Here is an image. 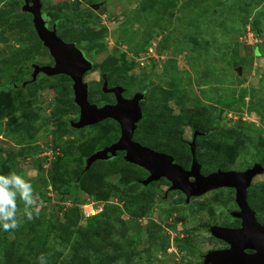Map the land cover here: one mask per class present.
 Wrapping results in <instances>:
<instances>
[{"label": "rangeland", "instance_id": "obj_1", "mask_svg": "<svg viewBox=\"0 0 264 264\" xmlns=\"http://www.w3.org/2000/svg\"><path fill=\"white\" fill-rule=\"evenodd\" d=\"M41 1L48 28L54 23L91 61L82 79L90 103L115 102L104 80L125 98L143 92L146 119L134 141L187 170L196 130L204 133L195 138L201 174L261 166L247 195L264 226V0ZM22 5L0 0V87H7L0 89V175L29 183L33 203L7 185L15 208L7 220L0 214V264H202L223 247L210 228L239 226L234 189L186 200L165 178L144 185L147 171L123 152L85 169L88 157L118 139L119 125L106 118L75 128L71 79L30 81L32 65L50 57ZM96 215L103 219L97 235L71 251Z\"/></svg>", "mask_w": 264, "mask_h": 264}, {"label": "water", "instance_id": "obj_2", "mask_svg": "<svg viewBox=\"0 0 264 264\" xmlns=\"http://www.w3.org/2000/svg\"><path fill=\"white\" fill-rule=\"evenodd\" d=\"M21 8L31 15L34 30L53 61L52 65L33 64L30 81L32 82L38 74L46 76L62 74L71 79L74 102L80 110L78 120L72 123L75 128L91 125L106 118L114 119L119 125L118 139L88 157L85 169L96 160L111 159L117 155V152H123V159L126 162L147 171L148 175L142 182L144 185L165 178L170 184L169 189L181 191L186 200L190 196L200 195L212 189L233 188L235 203L238 206L234 216L240 220L239 226L210 228L214 238L223 241L227 247L208 251L204 255L202 264H264V226L257 221L246 199L251 179L262 171L261 166L254 163L243 171L217 170L208 175L201 174V165L197 162L195 138L204 133L196 130L193 132V139L188 142L191 164L187 170L177 164L173 156L134 141V131L142 117L140 106L143 92L125 98L122 96L121 87H107L104 80L101 88L103 92L112 93L115 102L101 106L90 103L87 99V84L82 79L91 69V61L74 42H66L57 35L55 24L48 28V17L42 10L41 0H23ZM204 179L209 180L207 185L201 184V180Z\"/></svg>", "mask_w": 264, "mask_h": 264}, {"label": "clouds", "instance_id": "obj_3", "mask_svg": "<svg viewBox=\"0 0 264 264\" xmlns=\"http://www.w3.org/2000/svg\"><path fill=\"white\" fill-rule=\"evenodd\" d=\"M10 183H14L21 189H23L22 196L26 200L28 204L33 203L32 198L29 196L31 192V185L19 175L12 174L11 179L7 176L0 175V214H3V218L7 220L13 215V210L15 208L14 201L12 200V193L8 189L7 185ZM29 218H31L29 216ZM17 226L16 222L3 224L4 230H8L9 228H15Z\"/></svg>", "mask_w": 264, "mask_h": 264}, {"label": "trees", "instance_id": "obj_4", "mask_svg": "<svg viewBox=\"0 0 264 264\" xmlns=\"http://www.w3.org/2000/svg\"><path fill=\"white\" fill-rule=\"evenodd\" d=\"M46 12V11H45ZM29 14V13H28ZM30 15V14H29ZM30 17H31V15H30ZM54 24V23H53ZM76 44V43H75ZM77 45V44H76ZM77 47H79L78 45H77ZM50 57V56H49ZM50 61H49V63L52 65V63H53V61H52V58L50 57V59H49ZM49 64V65H50ZM4 88H7L6 86H4L3 88L2 87H0V89H4ZM144 119H146V114L143 112L142 113V117H141V121H138L137 122V127L140 125V123L144 120ZM136 127V128H137ZM138 142H140V143H142V144H144V142L142 141V140H137ZM122 154V152H118V154H117V156L118 155H121ZM224 166V165H223ZM222 166V167H223ZM221 167V168H222ZM76 179H78V177L76 178ZM76 183L78 184L79 183V179L76 181ZM169 183V182H168ZM70 189V191L71 192H74L75 191V189H74V187H70L69 188ZM250 191V190H249ZM247 203H248V205H249V207L254 211V210H256V206L254 205V203L252 202V196H251V193L250 192H248V195H247ZM101 221H103V219L99 216V215H96V216H94V217H92L89 221H88V228H87V231H86V233L84 234V236H81V237H79V243H72V245L70 246V250L71 251H75L76 249H77V247H76V245H79L80 243H82L83 241H85L86 239H85V236H88V237H93L94 235L96 236L97 235V228H98V225L101 223ZM138 237H139V234L136 232V231H134L133 232V234H132V238L134 239L133 241L135 242V241H137L138 240ZM214 241H216V242H220V243H222V245H226L223 241H221V240H217V239H214Z\"/></svg>", "mask_w": 264, "mask_h": 264}, {"label": "bare ground", "instance_id": "obj_5", "mask_svg": "<svg viewBox=\"0 0 264 264\" xmlns=\"http://www.w3.org/2000/svg\"><path fill=\"white\" fill-rule=\"evenodd\" d=\"M114 120V119H113ZM115 121V120H114ZM219 181V180H218ZM209 182V180L208 179H204V180H201V184H205V185H207V183Z\"/></svg>", "mask_w": 264, "mask_h": 264}, {"label": "built area", "instance_id": "obj_6", "mask_svg": "<svg viewBox=\"0 0 264 264\" xmlns=\"http://www.w3.org/2000/svg\"><path fill=\"white\" fill-rule=\"evenodd\" d=\"M92 209L90 208V209H87L86 211H85V214L86 215H90V214H92L93 212L91 211Z\"/></svg>", "mask_w": 264, "mask_h": 264}, {"label": "flooded vegetation", "instance_id": "obj_7", "mask_svg": "<svg viewBox=\"0 0 264 264\" xmlns=\"http://www.w3.org/2000/svg\"><path fill=\"white\" fill-rule=\"evenodd\" d=\"M81 49V48H80ZM50 63H48L47 65H49ZM51 65V64H50ZM100 106V105H99ZM225 247H227L226 245H223V247L222 248H225ZM247 252H251V250H247Z\"/></svg>", "mask_w": 264, "mask_h": 264}]
</instances>
